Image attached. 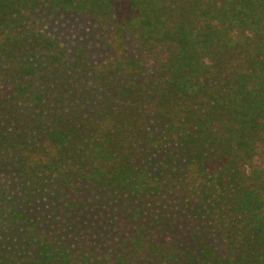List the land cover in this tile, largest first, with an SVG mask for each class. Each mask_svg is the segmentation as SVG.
Listing matches in <instances>:
<instances>
[{"label": "trees", "instance_id": "trees-1", "mask_svg": "<svg viewBox=\"0 0 264 264\" xmlns=\"http://www.w3.org/2000/svg\"><path fill=\"white\" fill-rule=\"evenodd\" d=\"M0 264H264V0H0Z\"/></svg>", "mask_w": 264, "mask_h": 264}]
</instances>
